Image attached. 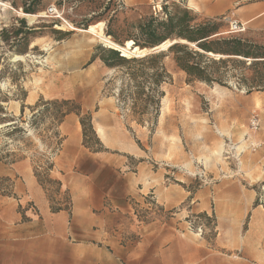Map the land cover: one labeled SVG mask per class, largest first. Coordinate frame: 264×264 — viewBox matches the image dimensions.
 I'll list each match as a JSON object with an SVG mask.
<instances>
[{
	"label": "crops",
	"instance_id": "obj_1",
	"mask_svg": "<svg viewBox=\"0 0 264 264\" xmlns=\"http://www.w3.org/2000/svg\"><path fill=\"white\" fill-rule=\"evenodd\" d=\"M0 1L6 4L0 6L1 38L7 37V29H19L23 19L11 13L16 10L9 0ZM185 8L203 23L223 22L228 30L219 36L236 37L252 47L248 58L243 53L207 54L215 61H229L224 71L227 80L198 82L199 87L227 95L229 81L239 76L244 88L264 90L260 86L264 80L256 77L254 86H245L237 68L264 62L252 54L253 48L264 50V0H185ZM232 21L244 31L230 34ZM23 30L33 33L17 52H42L56 43V72L51 77L42 68L27 78L19 87L24 101L18 92L0 96V147L16 129L13 122L24 120L22 106L30 113L41 102L51 101L77 105L80 115L90 118L96 145L94 150L83 145L90 131L84 136L79 117L70 113L52 133L59 149L51 172L37 171L34 162L39 159L24 153L0 160V264H264V210L253 209L254 192L245 191L234 179L215 181V175L212 183L197 187L185 168H192L194 159L179 138L162 129L150 135L145 126L126 122L115 99L104 94L102 81L109 69L92 40L82 38L78 52L68 51L64 64L60 43L67 32ZM216 102L225 104V100ZM166 168L180 169L172 183L164 182ZM46 181L56 185L55 193ZM148 194L165 211L177 213L134 228L127 218L134 205L144 206ZM196 215L211 223L203 237L188 230V218Z\"/></svg>",
	"mask_w": 264,
	"mask_h": 264
},
{
	"label": "rangeland",
	"instance_id": "obj_2",
	"mask_svg": "<svg viewBox=\"0 0 264 264\" xmlns=\"http://www.w3.org/2000/svg\"><path fill=\"white\" fill-rule=\"evenodd\" d=\"M34 1L35 12L25 14L23 9L25 5H33L31 0H9L16 10L11 13L22 17L24 28L39 30L45 28L51 35L54 31L67 32V39L60 43V59H63L64 64L68 51L75 48L76 53L78 52L82 38L92 40V43L103 51L101 58H109L111 49L101 45L97 38L86 30H99L119 45L127 41L142 44L137 30L138 22L141 20L153 18L157 21H166L169 17H178L183 12H188L194 17V23H203L201 18L186 10L185 0ZM51 4H55L60 14L57 20L46 16V10ZM210 23L218 26L217 33L228 30V27L218 19ZM39 30H35L36 36ZM174 40L176 41L174 44L186 45L179 43L180 39L175 37L167 41ZM18 45H24V41L18 42ZM56 47V43L52 42L48 49L27 53V56L24 55L15 63H11V56L0 49L2 59L0 96L18 92L19 98L24 101V92L19 87L27 78L35 76L42 68L53 77L57 66L56 57L53 56ZM188 47L196 51L195 47L190 45ZM151 49L145 48L148 53L141 57L125 58V61L109 59L107 63L104 62L109 69V73L102 81L104 94L115 99L117 111L126 122L145 126L150 135L162 129L179 138L186 154L194 159L192 168L185 167L189 173L200 171L202 167L198 163H202L206 167L204 173L207 181L212 183L214 175L215 181L218 178L238 181L245 191L256 194L253 209L259 206L264 210V90L244 88L239 77L229 81L230 93L227 95L201 89L199 81L193 78L188 82L187 77L180 74L176 68L174 58L181 53L170 52L168 49L151 52ZM156 54L163 55L159 60L164 69L161 73L163 82L159 85L154 84L155 78L151 76L157 66L152 67L139 62ZM118 55L121 57L120 53ZM202 61L211 78L220 82L227 80L224 79L226 67L211 64V60ZM237 68L243 73L247 87L254 86L252 79L255 78L256 71L264 72V67ZM64 76L67 77V73H64ZM238 79L240 80L236 81ZM236 83L237 88H233ZM148 95L154 101L159 99L157 106L146 100ZM224 100L225 104L221 106L216 102ZM25 108L21 107L22 113H26L24 120L13 122L17 124L16 129L11 130L7 137L8 144L3 148L8 146L11 153H24L25 157L31 159L34 157V160L40 161L42 160L40 144L44 149L55 147L52 133L60 120V115L67 110L73 111L76 115L77 106L70 102L64 105L61 101H56L54 105L41 102L30 113L25 111ZM253 117L259 122L257 131L251 129L250 120ZM250 143H256L259 148L251 151ZM95 145L96 141L90 134L88 148L94 150ZM45 185L51 187L52 192H56V185L52 183ZM248 223L247 218L242 228L245 229Z\"/></svg>",
	"mask_w": 264,
	"mask_h": 264
},
{
	"label": "trees",
	"instance_id": "obj_3",
	"mask_svg": "<svg viewBox=\"0 0 264 264\" xmlns=\"http://www.w3.org/2000/svg\"><path fill=\"white\" fill-rule=\"evenodd\" d=\"M31 2H33V5L32 6L30 4L25 5L26 7H24L23 9V13L33 14L35 12V9H34L35 1L31 0ZM23 25H24V21L22 20L20 22L19 29L14 30V31L7 29V32H8L7 37L0 38V40L4 42L5 44L9 43L10 41H13L12 51L17 56H24L27 54V53L19 54L17 52L18 42L24 41V44H25L27 40V36L33 33L32 31H26V30L24 31ZM137 30H138L140 38L142 39V44H139L137 41H134V44L133 43L132 44H133V47H139L140 49L155 48L161 45L162 43L164 44L168 39L172 37H175L180 40H184L187 43L194 45L196 51L189 49L188 47L189 44L188 45L187 44L186 45L174 44L168 48V51L170 52L181 53L180 56H177L174 58V61L176 64V68L185 73L188 82H190L194 78L197 81L204 82L206 84H210L212 82L221 83L220 81H216L215 79L211 78V76L207 73V67L205 63L202 60L203 59L211 60L210 61L211 64L219 65L222 67H226L227 62L229 61L227 60L215 61L207 57V54L211 53V54H221V55H238L240 53H243L244 57L248 58L246 56L251 55L250 51L252 50V47L242 43L236 37L219 36L220 33H217L218 26L214 23H210V22L201 23V24L194 23V17H191V15L188 12H183L182 15L178 17H169L166 21H157L156 19H153V18L141 20L138 22ZM261 50L263 49L253 48L252 54L255 56H260V58H264V50L260 53L259 51ZM99 51L101 52L99 58L103 64L104 62L107 63L109 59L125 61V57H122V56L119 57L118 55L119 52L115 50H112V49L110 50L109 58L108 57L101 58L103 51L101 49H99ZM95 56L96 55H94V57ZM162 56H163L162 54H156L150 57L143 58L142 60H139L140 63L149 64L152 67L157 66L155 73L151 75L152 77L155 78L154 79L155 85H159L163 82L161 80V73L164 72V69H163L162 64L159 63V60L162 58ZM104 66L106 67L105 64ZM251 67H264V62L252 63L248 68H251ZM255 74H256L255 76L256 78L264 80V72L260 73L256 71ZM238 77L239 76H237V78ZM239 80L240 79L236 81H239ZM253 81H254V78L252 79V82ZM146 100H148L150 103L154 104L155 106H157L159 102V99L157 101H154L150 95L146 97ZM55 102L56 101H51L49 102V104L54 105ZM61 103L64 105H67L69 102L61 101ZM70 113H73V111L67 110L63 112L60 115V120L58 124L61 122L62 118L65 115L70 114ZM76 115L79 117V122H80L82 131L84 132V136H85V132L87 130L91 132L90 118L86 116H81L78 106L76 109ZM90 132H89L88 138L90 134H92V132L91 133ZM88 138L85 139L84 137L83 145L86 148H88ZM46 182L49 183L50 181H46ZM195 182L196 184H198L197 187H199L200 184L197 181ZM190 218L192 219L195 218L196 220L203 223L206 229L211 224L208 221V218H204L203 216H200V215L192 216Z\"/></svg>",
	"mask_w": 264,
	"mask_h": 264
},
{
	"label": "built area",
	"instance_id": "obj_4",
	"mask_svg": "<svg viewBox=\"0 0 264 264\" xmlns=\"http://www.w3.org/2000/svg\"><path fill=\"white\" fill-rule=\"evenodd\" d=\"M46 16L50 19L57 20L60 18V14L57 10V7L55 4H51L47 10H46ZM229 25V33L230 34H238L244 31L243 26L240 23L237 22H230ZM13 41H10L9 43L5 44L0 40V49L5 50L4 52L8 53L11 56V63L17 62L18 59H22L24 56H17L12 51ZM27 56V55H25ZM1 57V56H0ZM0 62H2V59H0ZM238 84L236 83L233 88H237ZM1 89V88H0ZM251 129L253 131H257L259 129V122L257 118L253 117L250 120ZM8 142L6 143V145ZM250 149L251 151H256L259 146L256 143H250ZM41 149V157L42 160H40L38 163L34 162V168L37 171H45L47 173L52 171V162L55 154L57 153L59 146L56 144L55 147L52 149H44L43 146L40 144ZM9 154H11V151L7 148L0 147V160L5 159ZM167 173L164 178L165 183H172L174 182V176L175 173L179 172L180 169L177 168H166ZM194 181H197L201 185H208L210 184L209 181L206 180V175L204 173V169L202 168L200 171L190 174L189 175ZM175 213H177L175 210L173 211H165L161 205H159L154 198L152 194H148L145 197L144 206L142 208L134 205L133 212L130 217L127 218V222L134 228H140L146 224L155 222V221H163L169 217H172ZM188 230L193 232L194 234L203 237L206 234V227L203 223L196 220L195 218H188Z\"/></svg>",
	"mask_w": 264,
	"mask_h": 264
},
{
	"label": "bare ground",
	"instance_id": "obj_5",
	"mask_svg": "<svg viewBox=\"0 0 264 264\" xmlns=\"http://www.w3.org/2000/svg\"><path fill=\"white\" fill-rule=\"evenodd\" d=\"M0 6H4L5 7L6 4L0 2ZM86 32L89 33V34L94 35L97 38L98 42L101 45H103L104 47H106L108 49H112V50L118 51L121 54L122 57H125V58L141 57V56H144L145 54L148 53V50L143 49V51H142V50H140L137 47H131V45H132V42L131 41H127L122 46H120L119 44L113 42L108 36H106L103 33H101L99 30L98 31H95V30H86ZM174 43H176L175 40L174 41H166L164 44L162 43L161 45H159V46H157L155 48L156 49H159V51H166L169 48V46L173 45ZM179 43L189 44V43H187L184 40H179ZM189 45L194 47V45H192V44H189Z\"/></svg>",
	"mask_w": 264,
	"mask_h": 264
},
{
	"label": "water",
	"instance_id": "obj_6",
	"mask_svg": "<svg viewBox=\"0 0 264 264\" xmlns=\"http://www.w3.org/2000/svg\"><path fill=\"white\" fill-rule=\"evenodd\" d=\"M131 47H133V44L131 45ZM134 49V48H133ZM118 52V51H117ZM151 52H161L159 51V49H156V48H152Z\"/></svg>",
	"mask_w": 264,
	"mask_h": 264
}]
</instances>
